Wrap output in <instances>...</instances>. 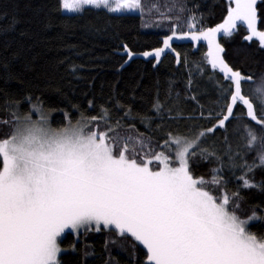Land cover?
Instances as JSON below:
<instances>
[{
    "label": "snow or ice",
    "instance_id": "snow-or-ice-1",
    "mask_svg": "<svg viewBox=\"0 0 264 264\" xmlns=\"http://www.w3.org/2000/svg\"><path fill=\"white\" fill-rule=\"evenodd\" d=\"M213 7L207 0L192 7L188 0H173L168 13L175 9L179 14L161 12L157 20L169 23L170 34H163L160 45L150 50L121 45L123 62L117 71L143 64L158 72L171 54L177 66L189 69L191 92L189 59L173 42L206 43L204 61L196 62L195 69L215 79L216 100L206 108L197 95L186 94L199 109L188 114L180 103H171L172 82L165 101L156 82L153 115L133 108L139 81L130 102L114 90L99 105L95 97L87 99L86 109L59 89L56 104L31 91L21 94L32 86L18 68L24 50L5 40L0 53V110L8 113L0 116V264H64L69 252L78 251L80 237L102 232L107 236L105 264H264V180L255 179L258 170L264 172V74L256 78L231 67L218 40L245 26L243 39L251 43L255 38L264 49V31L258 27L264 23V0H227L222 22L206 27L201 9L211 16ZM55 8L73 14L64 19L81 18L89 10L144 19L143 0H56ZM18 22L13 15L0 32L15 31ZM13 82L21 91H9ZM243 82H251L253 97L244 95ZM175 97L179 101L180 93ZM56 117L58 124L53 123ZM137 120L145 131L138 130ZM217 133L222 150L208 145ZM202 163L212 165L207 178L196 174ZM230 179L239 183L230 187ZM257 194L260 202L241 216L243 205ZM66 230L76 237L69 248L60 240ZM83 254L92 255L87 245Z\"/></svg>",
    "mask_w": 264,
    "mask_h": 264
},
{
    "label": "trees",
    "instance_id": "trees-1",
    "mask_svg": "<svg viewBox=\"0 0 264 264\" xmlns=\"http://www.w3.org/2000/svg\"><path fill=\"white\" fill-rule=\"evenodd\" d=\"M195 3L203 4L204 0H188L189 7ZM207 3L214 7L211 16L208 15L207 8L201 9L205 14V26H215L222 22L223 16L226 15L227 0H207ZM172 4L173 0H143L144 19L142 21L136 14L126 13L122 18H116L115 16L110 17L103 10H100L99 14L89 10L81 18L64 19V16L73 14L57 11L56 0H0V29L11 24L13 15L19 20L15 31L0 32V53L3 52L5 40L13 48H23L24 52L18 61V68L23 71L24 80L30 82L32 86L23 89L21 94L31 91L47 104L59 102L58 89L67 94L73 102L80 103L85 109L87 99L95 97L99 105L106 102L114 90L116 93L123 94L120 97L123 101L130 102L132 89L139 81L141 87L136 90V100L132 102L133 108L153 115L150 111L151 102L155 95L156 82L159 81L161 101L166 100L167 89L169 83L172 82L174 91L171 103H180L186 114L192 113L194 108L198 112L197 105L186 99V94L197 95L200 103L206 108L214 106L217 96L215 79L210 80L208 76H201L195 69L196 62L204 61V53L207 51L205 42L201 41L199 45H193L191 41L174 43L181 57L187 56L189 59V67L193 75L191 92H187L189 69L183 65L177 66L175 57L171 54L163 58L158 72L151 69L150 65L145 68L143 64H129L117 71L123 62L121 56L123 43L135 50H150L162 43L163 34L168 33L169 23L165 20L162 24H157L160 13L157 18L155 9L171 16L178 15L175 9L168 13ZM37 12H39L38 15ZM148 12H153V15L148 16ZM45 23L50 24L51 27L45 29ZM181 27L183 28L184 25L181 24ZM258 27L259 30L264 31V23ZM21 32L25 35L21 36ZM247 34L246 27L241 26L231 38L218 35V40L226 50L224 56L231 67L242 71L243 74L259 78L264 74V49L259 48L255 38L251 43L245 41L243 37ZM25 65L29 68L25 69ZM204 67L209 73L212 72L206 62H204ZM73 68L75 72L72 71ZM217 75L222 76L218 72ZM243 83L244 95L253 97L251 82ZM0 87H3L2 82H0ZM9 91H21L20 86L13 82L9 85ZM85 92L88 93L87 97L84 96ZM176 92L180 93L179 101L176 100ZM3 103V93L0 92V105ZM7 115V112L0 110V116ZM73 118L76 119L75 116ZM53 123L58 124L59 117L54 118ZM136 125L139 131H145L139 120L136 121ZM255 127L259 128L258 125ZM237 143V138L233 136V148ZM208 145L222 150L223 138L217 133L215 137L208 140ZM252 159L253 156L249 155V162ZM211 167L212 165L202 163L195 168L196 174L207 178ZM224 176L229 177L230 174L225 171ZM255 179L264 180V172L258 170ZM236 183L239 182L229 180L230 187ZM261 199L259 194L250 197L243 205L240 215L250 214L251 207L258 204ZM260 234L264 235V230L260 231ZM106 238L103 232L80 237V242L77 244L78 251L69 252L64 257V264H105L108 259V252L104 247ZM75 239L76 237L71 233L66 234L61 239L62 247L69 248ZM85 245L92 253L87 258L83 254ZM139 248L144 251L142 246ZM111 252L113 256L118 255L115 247L111 248ZM119 258L126 259V254L119 253Z\"/></svg>",
    "mask_w": 264,
    "mask_h": 264
},
{
    "label": "rangeland",
    "instance_id": "rangeland-1",
    "mask_svg": "<svg viewBox=\"0 0 264 264\" xmlns=\"http://www.w3.org/2000/svg\"><path fill=\"white\" fill-rule=\"evenodd\" d=\"M158 13H161L158 9H155V15L156 17L158 16ZM65 14H68V13H65ZM126 14V13H125ZM127 14H135V13H127ZM148 16H152L153 15V12H148L147 13ZM158 18V17H157ZM190 40H182V41H174L173 43L175 42H188ZM70 233V230H66V232L64 234H62V237L60 238V240L66 235ZM142 246V245H141Z\"/></svg>",
    "mask_w": 264,
    "mask_h": 264
}]
</instances>
